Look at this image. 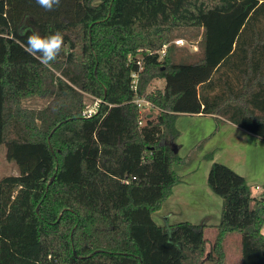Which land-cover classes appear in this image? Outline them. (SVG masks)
Returning <instances> with one entry per match:
<instances>
[{
	"label": "trees",
	"instance_id": "obj_1",
	"mask_svg": "<svg viewBox=\"0 0 264 264\" xmlns=\"http://www.w3.org/2000/svg\"><path fill=\"white\" fill-rule=\"evenodd\" d=\"M33 31L63 34L49 66L24 51ZM180 115L264 141V0H0V145L18 169L0 180V264H224L231 235L240 264H264V199L221 163L206 180L221 200L211 243L204 222L153 221L187 162Z\"/></svg>",
	"mask_w": 264,
	"mask_h": 264
},
{
	"label": "crops",
	"instance_id": "obj_2",
	"mask_svg": "<svg viewBox=\"0 0 264 264\" xmlns=\"http://www.w3.org/2000/svg\"><path fill=\"white\" fill-rule=\"evenodd\" d=\"M181 117L203 118V119L207 120L208 124H210V126H209L210 128H208V131L214 130L215 124H214V117H212V116L180 115L178 117V119L176 120V124H175L176 129L178 130L180 135L182 133V130L180 128V125H178L177 122ZM208 133H210V132H208ZM207 135H205L204 138ZM213 135L216 138V146H214L213 148L207 149V150H204L202 148V146H200L196 150L195 146H194L195 148L194 147L193 148L192 147L191 148H183L180 144H176L177 153L181 158H184V157L187 158L186 155H188L187 162L185 165L174 167L175 172L180 177V183L173 188L171 196L164 203V205L162 206V209L159 212L154 213L152 215L153 221H154L155 216L160 217L161 214L162 215L165 214L164 216L161 217L162 221H160V222H163L164 224H169L171 217H173V219H178V218H175V216H179V214L176 210H174L175 211L174 212L173 208L174 209L180 208V207L184 208V204L182 203L183 193H181L179 190L183 191V188H185L186 184L187 185L188 184L195 185L193 182L190 183L191 181L189 180L193 176L195 170L197 171V169L191 168L192 167L191 166L192 159L198 158L199 160H201L204 157L203 154H212L213 155V160L205 163V164H207V167H206L205 172H204L203 183H202V186H203L202 192L205 193V195L208 199L207 203L208 204L212 203L213 205L209 204V207L207 205V207H206L207 212H204L203 214H199V216L196 218V221H198V222H194V223H196L194 225H198L201 222H204L206 224L207 228L204 230V236L209 229H212L213 234L215 235L214 227L219 222V219H218L219 215L215 214L217 212L212 214L210 206L216 207V210L218 208L219 214L221 211V200L208 189L207 184H206L208 171H209L210 166L213 162L221 163V164L229 167L231 170H233L235 173H237L241 177H243L247 186L250 189V192H251V187H252L251 183H254L256 180L259 181V183L261 185L262 184L264 185V141L256 138L255 136L241 130L237 126H234V125H232L226 121H222L220 123L218 131ZM197 141H199V139ZM200 141H202V140H200ZM245 145H247V146L250 145L249 146L250 149L246 148V151H245L244 148H242ZM196 153H197V155L193 156ZM193 188H195V186ZM255 189L257 190L256 192H259L258 190L260 189V187L255 185ZM251 195L253 197H258V198L264 199V194H262V193H259L258 194L259 196H257V194H252V192H251ZM171 198H177V199L175 200V199H171ZM170 200L172 201L173 204L168 203L166 205V203L169 202ZM208 221H211V223H209ZM212 222H214V223H212ZM155 223H156V221H155ZM163 223H156V224L158 226H163ZM169 225H171V224H169ZM262 233L264 235V227L262 229ZM207 241H209V239H207Z\"/></svg>",
	"mask_w": 264,
	"mask_h": 264
},
{
	"label": "rangeland",
	"instance_id": "obj_3",
	"mask_svg": "<svg viewBox=\"0 0 264 264\" xmlns=\"http://www.w3.org/2000/svg\"><path fill=\"white\" fill-rule=\"evenodd\" d=\"M177 40H183L184 47H186L189 51L192 52V51L197 50V47L195 45L188 44L185 39L177 38ZM162 86H163L162 81L152 82L148 90L151 91L154 88H161ZM95 101L96 100H93V98L86 96L84 100L85 110L95 111L96 109ZM31 103H32L31 105L35 107H40L42 105V103L39 101H33ZM149 112L151 113L152 111L150 110L148 111V113ZM152 113L154 114V112ZM177 123L178 125H180L182 133L181 135L179 133V137L176 139L175 144H180L183 148H191V147L193 148L194 146H197L196 150L200 146H202L204 150H207V149H210L216 146V138L214 135H212L213 131H208V128H210L209 127L210 124H208L207 120L203 118H196V117H193V118L192 117H181ZM205 135L207 136L204 138ZM198 139L199 141H197ZM249 146L245 145L242 148H244V150L246 151V148L250 149ZM5 154H6L5 145H0V180L3 179L4 177L18 175L17 167L14 164L6 161ZM195 155H197V153L194 154L193 156ZM206 155L208 154H203L204 157L201 160H199L198 158L192 159L191 168H195L197 169V171L195 170L193 176L189 180L191 181L190 183L193 182L195 185L186 184L185 188H183V191L179 190L181 193H183L182 203L184 204V208H181V207L175 208V209L173 208V211L176 210L179 216H175V218H178V219H173V217H171L169 224L173 225V224H179V223H185V222L196 224L194 222H198L196 221V218L199 216V214H203L204 212H207L206 211L207 205L208 207H209V204L213 205L212 203H209V204L207 203L208 199L205 193L202 192L203 191L202 190L203 176H204L205 169L207 167V164L205 163L209 162L208 159L207 160L205 159ZM186 156L188 158V155ZM255 185L260 187V189L258 190L259 192H256L257 190L255 189ZM194 186L195 188H193ZM251 186H252L251 187L252 194H257V196H259L258 195L259 193L264 194V185L263 184L261 185L259 181L256 180L254 183H251ZM171 199L176 200L177 198H171ZM168 203H172V201L170 200L169 202L166 203V205ZM210 207H211L212 214L217 212L215 214H218L219 215L218 219H220L219 209L217 208L216 210V207L214 206H210ZM164 215L165 214L163 215L161 214L160 217L155 216L154 222L156 221V223H163L160 221H162L161 217ZM208 222L211 223V221H208ZM163 225H166V224L163 223ZM205 238L209 239L208 242L210 243L213 241L214 234H213L212 229H209L206 232ZM225 252H226V258H225L224 264H240V237L238 235H231L227 237L226 242H225Z\"/></svg>",
	"mask_w": 264,
	"mask_h": 264
},
{
	"label": "clouds",
	"instance_id": "obj_4",
	"mask_svg": "<svg viewBox=\"0 0 264 264\" xmlns=\"http://www.w3.org/2000/svg\"><path fill=\"white\" fill-rule=\"evenodd\" d=\"M36 4L45 11H52L59 7L61 0H35ZM64 45L63 34L56 31L47 36H41L33 31L27 37V43L24 51L31 56H36L42 65L49 66L60 55Z\"/></svg>",
	"mask_w": 264,
	"mask_h": 264
},
{
	"label": "built area",
	"instance_id": "obj_5",
	"mask_svg": "<svg viewBox=\"0 0 264 264\" xmlns=\"http://www.w3.org/2000/svg\"><path fill=\"white\" fill-rule=\"evenodd\" d=\"M173 43H174L176 46H180V47H181V46H184V41H183V40H175ZM165 49H166V46H163V47H162V50L159 52V54H160L161 56H163V55L165 54ZM137 65L140 66V65H141L140 62H137ZM131 78H132V89L135 91V90H136V78H137V73L132 74ZM135 104L137 105L138 109H141L142 106H144V107H146V108H149V107H150L149 103H147V102H146L145 100H143V99H141V100H136V101H135ZM93 113H94V111L84 110L82 116H83L84 118H89V117H91V115H92Z\"/></svg>",
	"mask_w": 264,
	"mask_h": 264
},
{
	"label": "water",
	"instance_id": "obj_6",
	"mask_svg": "<svg viewBox=\"0 0 264 264\" xmlns=\"http://www.w3.org/2000/svg\"><path fill=\"white\" fill-rule=\"evenodd\" d=\"M53 132H54V131H53ZM174 153H177V151H176V150H174ZM52 180H53V178L51 179L50 183L52 182Z\"/></svg>",
	"mask_w": 264,
	"mask_h": 264
}]
</instances>
